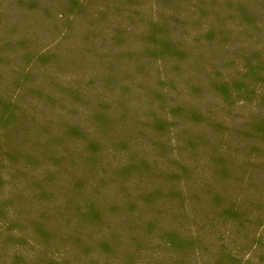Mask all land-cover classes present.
Instances as JSON below:
<instances>
[{
  "label": "rangeland",
  "instance_id": "374dc122",
  "mask_svg": "<svg viewBox=\"0 0 264 264\" xmlns=\"http://www.w3.org/2000/svg\"><path fill=\"white\" fill-rule=\"evenodd\" d=\"M0 264H264V0H0Z\"/></svg>",
  "mask_w": 264,
  "mask_h": 264
}]
</instances>
